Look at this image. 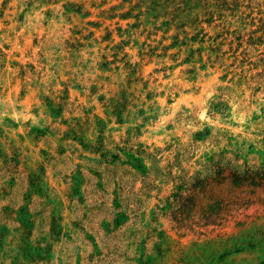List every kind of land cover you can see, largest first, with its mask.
<instances>
[{
  "label": "rangeland",
  "instance_id": "obj_1",
  "mask_svg": "<svg viewBox=\"0 0 264 264\" xmlns=\"http://www.w3.org/2000/svg\"><path fill=\"white\" fill-rule=\"evenodd\" d=\"M0 264H264V0H0Z\"/></svg>",
  "mask_w": 264,
  "mask_h": 264
}]
</instances>
